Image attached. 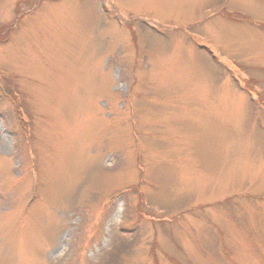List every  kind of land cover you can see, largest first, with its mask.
<instances>
[{"label": "rangeland", "instance_id": "obj_1", "mask_svg": "<svg viewBox=\"0 0 264 264\" xmlns=\"http://www.w3.org/2000/svg\"><path fill=\"white\" fill-rule=\"evenodd\" d=\"M107 256L264 264V0H0V264Z\"/></svg>", "mask_w": 264, "mask_h": 264}, {"label": "trees", "instance_id": "obj_2", "mask_svg": "<svg viewBox=\"0 0 264 264\" xmlns=\"http://www.w3.org/2000/svg\"><path fill=\"white\" fill-rule=\"evenodd\" d=\"M110 257L111 256L103 257V260H102V262L100 264H109Z\"/></svg>", "mask_w": 264, "mask_h": 264}]
</instances>
